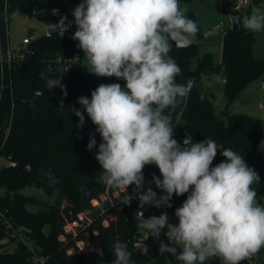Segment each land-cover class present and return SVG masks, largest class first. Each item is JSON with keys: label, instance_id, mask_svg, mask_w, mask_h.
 I'll use <instances>...</instances> for the list:
<instances>
[{"label": "trees", "instance_id": "1", "mask_svg": "<svg viewBox=\"0 0 264 264\" xmlns=\"http://www.w3.org/2000/svg\"><path fill=\"white\" fill-rule=\"evenodd\" d=\"M193 0H180L192 2ZM82 0H8V17L12 22L17 14L29 15L43 23H57L61 16L74 21L75 7ZM224 15L229 13L230 0H221ZM252 7L243 16L250 15ZM59 10L58 15L53 10ZM198 26L197 41L202 36L195 15L186 12ZM242 18L241 16H239ZM72 27L63 37L45 33L34 39L30 48L33 55L22 64H14L8 74L11 84L1 87L0 79V155L17 163L0 169V209L13 228H6L0 219V264H111L115 259L113 243L126 242L133 264H182L170 254H159V244L152 237L143 238L136 230V217L158 215V208L140 206L137 198L141 189L135 185L127 189L106 186L100 181L101 166L95 159L101 137L96 126L85 113V124L77 127L79 118L72 108L83 111L78 103L81 96L91 98V92L101 83H120L115 77H97L84 68L83 51L71 37ZM254 32L241 24L237 30L226 28L223 37L222 57L215 61L213 54L199 57L197 42L187 47H172L170 55L181 68L178 83L192 79L195 86L188 97L171 110L173 138L182 143L191 135L193 142L208 138L218 145L213 166L225 160L220 154L230 148L243 155L247 165L260 177L252 187L257 200L264 205V160L261 142L264 141L263 120L246 113L230 114L228 108L252 83L264 78V58L256 59ZM78 53L80 58L73 59ZM196 59V63H195ZM218 73L225 83L226 111L218 113L214 93L206 88L204 75ZM67 96L60 87H49L52 80L62 78ZM183 121V131L176 135L177 123ZM6 128L8 130L6 131ZM94 136L96 146L87 145ZM220 150V151H219ZM30 165L31 169H25ZM59 183L51 184L47 173ZM152 174L160 176L155 165L143 169V189L152 188ZM43 190L48 201L41 202L25 188ZM187 198L173 196V210ZM131 200L129 205L125 200ZM43 205L31 210L29 206ZM146 233V232H145ZM165 243H168L165 240ZM139 244V246L137 245ZM148 255H142L144 246ZM98 249H102L101 256ZM178 246V254L180 251ZM264 264V248L256 255ZM205 264H222L218 257Z\"/></svg>", "mask_w": 264, "mask_h": 264}, {"label": "clouds", "instance_id": "2", "mask_svg": "<svg viewBox=\"0 0 264 264\" xmlns=\"http://www.w3.org/2000/svg\"><path fill=\"white\" fill-rule=\"evenodd\" d=\"M72 15L74 21L61 16L57 23H46L48 34L63 37L74 23L71 38L79 42L90 74L125 81L123 86L101 83L90 99L78 98L83 111L71 109L79 118L77 127L84 126L86 113L100 134L95 155L100 181L117 189L135 185L141 189L139 205L158 209L171 208L174 195L187 194L175 209L177 223L169 222L166 212L148 218L141 212L136 230L159 241V254H170L182 264H205L212 257L222 264H241L257 254L264 248V205L252 187L259 174L230 148L219 150L225 160L213 166L218 145L211 138L193 142L189 135L182 143L173 138L171 110L188 97L195 82H177L181 68L170 52L199 31L180 0H82ZM235 23L251 32L264 31V11L253 8ZM62 79L52 80L49 87H60L66 97ZM95 146L92 136L87 148ZM146 165L159 169L152 183L163 195L143 189ZM47 175L50 185L59 183L51 172ZM165 228L168 243L160 240ZM112 247L111 264H133L126 242L115 241ZM149 252L144 246L142 255Z\"/></svg>", "mask_w": 264, "mask_h": 264}, {"label": "rangeland", "instance_id": "3", "mask_svg": "<svg viewBox=\"0 0 264 264\" xmlns=\"http://www.w3.org/2000/svg\"><path fill=\"white\" fill-rule=\"evenodd\" d=\"M181 8L185 12H191L195 15L200 24L202 36L198 39L199 57L205 53L213 54L215 61L219 62L222 57L223 31L217 27L223 21L228 28L231 26L230 17L224 15L221 6V0H193L192 2H182ZM47 31L45 23L25 14H17L10 24L11 43L13 47L20 44L23 38L32 32L34 35H41ZM211 32L210 37L205 34ZM255 45L254 56L256 59L264 58V31L254 32ZM84 68L90 71V65L83 54ZM196 63V59H195ZM204 85L215 95L214 106L218 113L226 111V98L224 95L225 83L220 74L214 73L203 76ZM263 92L258 82L250 84L244 92L237 97L228 108L230 114L246 113L264 120V111L261 109ZM183 131V121L180 119L177 123L176 135L179 136ZM2 162L0 163V167ZM25 193L34 195L39 201H48L43 190L35 188H25ZM33 211L43 208V205L29 206Z\"/></svg>", "mask_w": 264, "mask_h": 264}, {"label": "built area", "instance_id": "4", "mask_svg": "<svg viewBox=\"0 0 264 264\" xmlns=\"http://www.w3.org/2000/svg\"><path fill=\"white\" fill-rule=\"evenodd\" d=\"M231 1V7L229 10V13L227 16L231 17L232 15L235 16H241L247 12L252 7L259 8L261 11H264V0H230ZM10 24L8 17V0H0V79H1V87L8 88L11 84V81L8 79V74L11 68L14 66V64H22L27 56L33 55L34 50L30 48V45L34 41L37 35H34L31 33L27 34L23 40L20 42V44L16 47L12 46L11 43V34H10ZM220 31H223V36L226 31L225 22L223 21L221 24L217 27ZM47 35L49 36L48 32ZM205 36L208 38L211 36V32L205 34ZM80 58V55L76 53L73 56L74 60H77ZM259 87L261 91L263 92V98L261 103V109L264 111V78L259 80ZM8 128H6V131ZM9 131V130H8ZM261 156L264 160V147L261 150ZM2 162V167H16L17 163L5 158L4 156L0 155V163ZM25 169L30 170V165H26ZM161 191V190H160ZM164 193H159L158 196L163 195ZM172 203V201H171ZM167 213L169 217V222L171 223H177L178 220L175 217V211L173 210V205L171 208L162 206L158 210V215H161L162 213ZM0 219L3 221V224L6 228H13L12 223L7 220L5 213L0 209ZM167 229L165 228L161 232L160 240H167V237L164 235V232ZM148 233L143 234V238L146 240L150 238ZM10 239L8 237H3L0 239V242L3 244L9 243ZM152 241H155L159 244V241L155 240L152 237ZM168 241V240H167ZM139 246V244H137ZM256 255V254H255ZM253 255L250 259H247L241 264H260L256 261V256Z\"/></svg>", "mask_w": 264, "mask_h": 264}, {"label": "water", "instance_id": "5", "mask_svg": "<svg viewBox=\"0 0 264 264\" xmlns=\"http://www.w3.org/2000/svg\"><path fill=\"white\" fill-rule=\"evenodd\" d=\"M236 18H240V17L239 16H235V15H232L230 17L231 29H233V30H237V29H240L241 28V24L240 25H237L235 23ZM196 42H197V34H196V36L189 43H187L185 46H182V47L190 46L192 44H195ZM173 47H175V45H173ZM182 47H176V48H182ZM263 135H264V120H263Z\"/></svg>", "mask_w": 264, "mask_h": 264}]
</instances>
